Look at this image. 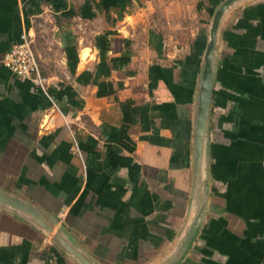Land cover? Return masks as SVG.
<instances>
[{"label":"crops","instance_id":"obj_1","mask_svg":"<svg viewBox=\"0 0 264 264\" xmlns=\"http://www.w3.org/2000/svg\"><path fill=\"white\" fill-rule=\"evenodd\" d=\"M0 0V60L28 35L44 89L0 62V192L96 264H162L192 216L195 102L222 0ZM184 25V26H183ZM75 144L79 157L72 147ZM208 196L174 264H264V0L224 16ZM0 264H80L0 210Z\"/></svg>","mask_w":264,"mask_h":264},{"label":"water","instance_id":"obj_2","mask_svg":"<svg viewBox=\"0 0 264 264\" xmlns=\"http://www.w3.org/2000/svg\"><path fill=\"white\" fill-rule=\"evenodd\" d=\"M244 1L247 0H222L211 14L202 55L197 98L195 102L192 216L182 236L177 241L174 251L162 262V264H174L183 255L195 238L200 221L204 215L208 196L209 116L213 80L216 70L219 32L226 13ZM0 210L16 215L34 225L45 236H50L53 245L73 256L80 264H96L81 253L60 229H57L53 233V222L51 223L49 219H46L43 214L31 204H27V202L7 193L0 192Z\"/></svg>","mask_w":264,"mask_h":264},{"label":"built area","instance_id":"obj_3","mask_svg":"<svg viewBox=\"0 0 264 264\" xmlns=\"http://www.w3.org/2000/svg\"><path fill=\"white\" fill-rule=\"evenodd\" d=\"M1 64L8 68L10 72L19 78L29 79L41 89H44V79L39 70V64L32 48V42L28 35L22 34L20 41L10 47V49L2 54ZM79 157L80 152L74 142L72 147Z\"/></svg>","mask_w":264,"mask_h":264},{"label":"rangeland","instance_id":"obj_4","mask_svg":"<svg viewBox=\"0 0 264 264\" xmlns=\"http://www.w3.org/2000/svg\"><path fill=\"white\" fill-rule=\"evenodd\" d=\"M174 4H173V10H174V14H177V12L179 11V9H180V7H179V4H180V1L179 0H177V1H174L173 2ZM187 5H188V14H186V15H188V17H185V16H179V15H174V20H175V22L177 23V24H180L182 21L184 22L185 21V23L187 24V26H188V29H189V34H190V32H191V30H192V27H193V23H194V20H193V18H194V14H195V8H194V5H193V3H194V0H188L187 1ZM184 26V25H183Z\"/></svg>","mask_w":264,"mask_h":264}]
</instances>
